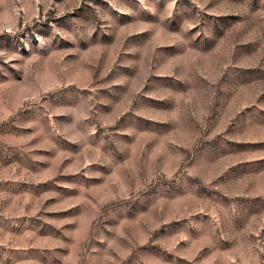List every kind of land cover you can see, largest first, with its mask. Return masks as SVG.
Segmentation results:
<instances>
[{
    "label": "rangeland",
    "instance_id": "1",
    "mask_svg": "<svg viewBox=\"0 0 264 264\" xmlns=\"http://www.w3.org/2000/svg\"><path fill=\"white\" fill-rule=\"evenodd\" d=\"M0 264H264V0H0Z\"/></svg>",
    "mask_w": 264,
    "mask_h": 264
}]
</instances>
